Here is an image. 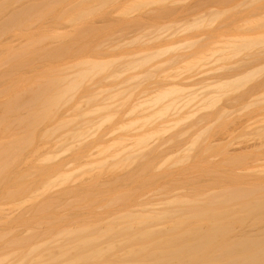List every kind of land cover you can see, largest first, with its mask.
<instances>
[{
  "label": "bare ground",
  "instance_id": "6f19581e",
  "mask_svg": "<svg viewBox=\"0 0 264 264\" xmlns=\"http://www.w3.org/2000/svg\"><path fill=\"white\" fill-rule=\"evenodd\" d=\"M17 1L24 3L13 8L12 4ZM120 1L121 5H117ZM128 1L125 4L124 0H0V36L10 33L23 39V43L17 46L6 42L0 47V264H264V156L261 157L264 155V125L253 128L255 130L251 128L252 131L248 132L253 138L258 136L256 139L260 143L263 140V145H255L262 148L261 152L257 153L260 150L251 142L244 146L248 149L251 145L253 148L250 146L249 149L253 153L249 149L244 150L246 147L231 152L227 147L231 143L225 145L227 150L216 147L221 145L214 139L215 136L220 138V133L217 134L219 130H225L221 126L224 122V126L227 125L225 116L229 112L226 113L225 107L228 105L221 106L217 111L219 115L215 116L219 118L218 122L221 120L219 124L222 123H215L220 127L215 131L217 135L211 130L212 121L217 122L212 117L216 112L210 111L211 114L206 110L219 106L217 104L224 95H232L241 88L245 91L237 90L235 93L240 92V96L234 95L232 100L236 96L239 99L251 96V99H256L249 98L251 103L263 102L262 95H255L257 90L260 93V89L253 85L264 82L263 75V80L258 75L262 82L259 81L257 72L260 69L254 65L264 61V33H253L250 29L264 28V13L258 14L261 17L256 19L252 17L257 15L253 10L255 15L251 12V20L250 14L245 13L248 1L232 5L233 9L237 5L235 10L239 15H242L241 11L249 15H244V19L247 17L248 20L243 30L252 31L236 33L233 30L235 33L232 34L231 29L242 30V27H230V30L226 27L230 23L234 27V21L237 22L239 17L231 22L233 18L226 17L230 20L227 23L222 20L224 27L219 25L218 20L211 18L215 10L212 0H192L191 3V0H184V3L180 0L178 3H183L180 6L177 0H166L173 1L172 5L178 4L174 8L183 17H193L185 23L179 19L176 22V25L181 23L178 28L173 25L168 32L163 31V24L164 28L158 26L163 29L162 32L159 33L157 27L153 29L152 34L155 31L157 34L153 38L159 40L153 39L151 43L159 45L161 42L164 46L160 44L156 48L145 43L153 50H144L145 54L106 57L108 48L103 47V15H109V19L113 17L111 21L114 22L116 18L123 24L126 21V28L131 29L132 24L136 28L140 26L141 17H149L142 19L149 23L153 17L148 13H154L156 9L158 13L157 10L155 12L163 17L168 11L171 15L170 10L173 9L167 3L172 9L166 5L167 12L163 14L164 10H161V13L158 1L165 5L164 0ZM223 1L219 0L218 5L214 3L217 14L221 12L219 14L222 15V12L225 13L222 10L229 12L228 9H231V6L226 9L218 7L221 11L217 9ZM227 1L223 5L229 4ZM109 3H116V7L107 10L112 9L114 13L110 11L107 14L103 10ZM151 3L152 8L147 6ZM206 3H210L212 8ZM154 4H158L156 9L146 11L147 16L135 12L143 7L145 10L148 7L153 9ZM202 6L207 8L202 10ZM239 6L244 9H239ZM175 9L172 14L177 19L181 18ZM197 9L199 13H195ZM115 12L124 15V20L120 15L114 16ZM134 12L140 18H135ZM126 15H130L131 19ZM240 18L238 20L244 22ZM97 20L102 21L101 25ZM165 23H168L164 24L166 27L170 25ZM174 26L180 32L183 27L182 33L185 28L207 26L210 33L215 30L218 34L219 29L222 32L227 29L231 34L224 32L222 35L226 36L220 35V39L216 35L215 41L214 33L211 35L214 40L207 31L201 33V41L194 38L198 44L211 39L215 42L209 41L215 46L203 50L202 45L207 47L208 44H199L200 52L193 51V54L189 51L198 45L194 44L195 41L193 48H190L193 45L190 39H172L169 42L179 33ZM126 28L123 26L124 30ZM148 32L140 33L145 37L147 34L152 36ZM140 33L137 36L142 39ZM151 36L144 37L142 43L148 42ZM167 38L170 39L165 43ZM173 40L178 42L173 43ZM186 45H189L188 49ZM184 46L187 54L174 52H179ZM242 51L248 53L242 56ZM172 52L175 54L170 55ZM238 54L241 58H236ZM161 56L168 58L161 62L168 61L167 64L172 65L169 66L171 70L165 72L166 78L174 75L172 78L175 79L180 77L175 75L196 70L195 74H203L208 81L202 79L205 82L203 87L189 90L187 79L184 83L166 79L168 85L165 80L163 86L149 90L150 93L146 91V96L131 103L140 85L153 74L157 75L156 72H163L158 69L153 71L152 68L164 66L165 63L155 64L154 59ZM127 57V61L121 62ZM234 57L237 60L234 61ZM227 61L230 65L226 67ZM218 65L235 73L224 68L225 76L217 75L221 72ZM259 65L262 67L263 64ZM206 66L213 71L212 66L219 68L215 67L216 75L210 74L222 78L212 80L213 76L207 74L212 70H202L209 68ZM146 67L152 69L147 71ZM241 67L249 70L244 72V69L239 70ZM236 69L242 72L236 74ZM128 71L133 74L118 79ZM255 76L260 83L255 80L250 87L253 89L245 88ZM198 77L190 80H198ZM209 77H212L210 82ZM111 80L116 82L115 86L111 85ZM262 87L264 90V83ZM200 88L208 89L201 91ZM128 105L129 109L123 112ZM187 107L188 110L185 109ZM125 114L127 118L118 122V126L106 127L119 115L122 117ZM206 115L209 117L206 118ZM203 120L207 127L199 124ZM243 121L238 124L242 122V125ZM190 124L192 127L199 124L203 130L195 126L193 129L198 132L194 133ZM177 126L185 130L181 127L176 129ZM187 127L190 129L188 136L193 134L189 136L191 140L187 137L188 142L185 141L188 144L185 143V146L183 143L185 147L177 145L175 148L174 143L176 145L186 139L179 137L187 131ZM218 127H213V132ZM172 129L174 131L169 132ZM114 130L121 132L115 135ZM168 142H172L174 148ZM214 152V155L223 154L222 158L212 161L210 155ZM254 152L256 157H252L256 161L259 158L263 160L262 165L260 160L259 166L250 157V153ZM248 163L253 167H247ZM244 168L253 170L248 172ZM240 169H243L242 172H239Z\"/></svg>",
  "mask_w": 264,
  "mask_h": 264
},
{
  "label": "rangeland",
  "instance_id": "374dc122",
  "mask_svg": "<svg viewBox=\"0 0 264 264\" xmlns=\"http://www.w3.org/2000/svg\"><path fill=\"white\" fill-rule=\"evenodd\" d=\"M170 1H171V0H170ZM174 1H176V0H174ZM178 1H180V0H177L176 2L178 3ZM186 1H187V0H185V2H186ZM196 1H197V0H196ZM210 1H211V0H210ZM210 1H209V2H210ZM212 1H214V2L212 3ZM212 1H211V4L214 5L215 8H214V7H213V8L216 10V5H215V4H217V3L219 2V0H217L216 3H215V0H212ZM225 1H227V0H225ZM225 1H223L222 3L224 4ZM228 1H229V0H228ZM228 1H227V3H229V4H227V5H223V4L220 3L221 5L217 6V9H219V8H222V9H223V7H224V9H226V8H228V7L230 8V6H231V9H232V10H231V9H228V11L230 10L229 12H227V10H226V11H225V10H222V11L225 12V13L222 12V15H220L221 12H218V14H217V12L214 10V12L212 11V12H213V15H211L212 17H211V16H208L209 18L211 17L212 19L215 18L216 20H218L217 22H219V25L221 24V26L223 25V27H224L225 22L227 23V22H228L230 19H232V18H233V19L230 20L229 22L233 21V20L236 19L237 17H239V18L241 17L240 19H244L245 16L248 15V14H250V17H251V12L254 14L253 10L255 11V13H257V15L254 14L255 16H252V17H253V18L255 17L256 19H258L259 17H261V16H259V15H261V14L263 15V13H264V0H251V1H250V0H246V1H248V3L251 2L250 4L247 3L248 6H247V5L245 6V4H246V1H245V0H244L245 2H241L242 0H239V1H238V0H232V1L230 0V2H228ZM249 1H250V2H249ZM126 2H127V0H126ZM126 2H125V0H124V3H125V4H128V3H129V1H128L127 3H126ZM164 2H166V3H164L165 5H163L161 1H158V3H160V7H158V8H160V11H161V10H162V11L164 10V11H163V14H165V13L167 12V9L165 8V6L167 5V3L171 6L172 3H173V1H172V3H171V2H169V1L164 0ZM188 2H189V1H188ZM191 2H192V0L190 1V3H191ZM194 2H195V0H194ZM239 2H241V3H245L244 5H242V4H241V5L247 7V9L245 10V13L247 12L248 14L245 15V13L243 14V12L240 10L242 15H239L240 13H239L237 10H235V9H238V8H236L237 5H236L235 9L232 8V7H233L232 5L237 4V3H239ZM23 3H24V2H21V1L18 2V1H17V3H13V4H12V7H13V8H18V7H20L21 5H23ZM155 3H157V2H155ZM170 3H171V4H170ZM183 3H184V0H183ZM183 3H182V2H181V3L179 2L178 4H179V6H180V4L182 5ZM190 3H189V4H190ZM214 3H215V4H214ZM118 4L121 5V1H120V3L117 2V5H118ZM152 4H153V3L148 4L147 6H150V7H151ZM161 4H162V5H161ZM178 4H175V5L173 4V5H174V6L172 5L173 9H172V7H169L168 5H167V8L169 7L168 9L171 8L172 10H174V9H175L174 7H175L176 5H178ZM187 4H188V3H187ZM206 4H207L206 6H210V7H211L210 3H206ZM117 5H116V3H109V4H106V5L103 7V10H106V11H107V10L110 9L111 7H116ZM157 5H158V4H157ZM157 5L154 4V5H153V6H154L153 9H150V8L148 7L149 9L146 8V10H145V8L143 7V9L145 10V12H144L143 9H142V10H140V9H139V10H136L135 12H137L138 15H141V16H147L146 14L148 13V11H150V12L152 11V12H153V10L156 9L155 6H157ZM185 5H186V4H185ZM185 5H184V6H185ZM217 5H218V4H217ZM238 5H240V3H239ZM163 6H164V7H163ZM206 6H202L201 9H202L203 7H204V8H207ZM242 6H241V7L239 6V9L243 8ZM177 7H178V6H176V8H177ZM210 7H209V8H210ZM218 7H219V8H218ZM225 7H226V8H225ZM151 8H152V7H151ZM163 8H165V9H163ZM204 8H203L202 10H205ZM211 8H212V7H211ZM10 9H11V8H10ZM243 9H244V8H243ZM156 10H157V9H156ZM156 10H155V11H156ZM172 10H170V11H171V15H170L169 11H168L167 14H165L166 16L164 15L165 18L162 16V14H160V13H159V15L157 14V13H158V10H157V13H156L155 11H154V13H148V16H150V17L152 16L153 18L155 17L154 19H157V20H154V19L152 18L151 20L149 19V23H146V22H148V21H146V22H144V21H145L147 18H149V17H147V18L144 17L145 20H142V19H144V18L141 17V20H139V21H141V22L143 21V22L145 23L144 26H143V27L141 26V25H143V22H142V24H141V22H140V26L137 27V28L135 27V25L133 26V24H132L131 29H130V27H129V28L127 27V28L129 29V31H127V28H126V26H125V24L127 23L126 21H125V24H123V23H124L123 21H119V20L116 18V22H114V21H111V20L113 19V17H112L113 15H112V14H111V15H112V16H111L112 19H111V18L109 19V17H110L109 15H108L109 17H108L107 15H103V31H104V32H103V47H107V48H108V53H107L105 56H106V57H110V56H112V55H117V56L124 55V56H128V55H131V54H137V53L140 54V53L144 52V50H145V51H148V50H149V51H152L153 48H152V50H150L151 47H149V46L152 44L151 41H153V39H154V41L159 40L158 38H156V39L153 38V35H157V34H156V31L153 32V33H155V34H152L153 29H155V28L157 27L156 29H158V30H159V33H160V32H162V30H163V29H161V27L164 26L165 29H164L163 31L167 30V32H168V31H170V30L173 29V28H171V26L173 27V25H176V24H177L176 22H179V21L182 19L180 22H181V23H185V22L188 20V18L193 17V15H192V16L190 15V17H189L188 15H186V16H187V17H186L187 19H186L185 16L183 17V14H182V13H181V15H180V14L178 13L179 11L177 12V10L175 9L176 12L179 14V16H181V18H178V19H177V17L175 18V15H173V14L175 13V11H174V13H173ZM209 10H210V9H209ZM209 10H208V11H209ZM219 10H220V9H219ZM219 10H218V11H219ZM256 10H257V12H256ZM110 11H112V9H111ZM110 11H107V14H108V12L110 13ZM146 11H147V13H146ZM160 11H159V12H160ZM162 11H161V13H162ZM165 11H166V12H165ZM199 11H201V10L199 9ZM220 11H221V10H220ZM243 11H244V10H243ZM112 12H113V11H112ZM135 12H134V13H135ZM194 12H195V11H194ZM215 12H216V13H215ZM113 13H114V12H113ZM172 13H173V14H172ZM195 13H199V12H198V9L196 10ZM208 13H210V12H208ZM214 13H215V14H214ZM219 13H220V14H219ZM238 13H239V14H238ZM260 13H261V14H260ZM149 14H151V15H149ZM193 14H194V13H193ZM211 14H212V13H211ZM236 14H238V15H236ZM258 14H259V15H258ZM117 15H118V14L115 12L114 16H117ZM119 15H120V14H119ZM119 15H118V16H119ZM134 15H136L135 18L138 17L136 13H135ZM134 15H133V16H134ZM209 15H210V14H209ZM214 15H215V16H214ZM218 15H219V16H218ZM235 15H236V16H235ZM244 15H245V16H244ZM120 16H121V19H123L122 16H124V15H120ZM129 16H130V15H128V16L126 15L127 18H128ZM159 16H160L161 18H160ZM177 16H178V15H177ZM179 16H178V17H179ZM217 16H218V17H217ZM229 16H231V17H229ZM256 16H257V17H256ZM131 17H132V14H131ZM156 17H159V19L156 18ZM167 17H168L167 21L164 20V19H166ZM169 17H171V18H169ZM216 17H217V18H216ZM226 17H229L230 19H229V18H226ZM235 17H236V18H235ZM248 17H249V15H248ZM250 17H249V19L253 20L252 17H251V18H250ZM262 17H263V16H262ZM129 18H130V17H129ZM138 18H140V17H138ZM239 18L236 19L237 22H239V23H238V26H239L240 23H243V24H241L239 27L237 26V22H235V21H234V23H236V24H235L234 27H233L234 24L232 25L231 23H230L231 25L229 24L230 26H229V25H227V27L225 26L227 29L230 28V27H231V28H235V27H236V28H240V27H242V30H239V29H238L239 31H238L237 29H231V30L228 29V30H230V32H231L232 34L235 33V32L233 33V30L236 31V33H237V32H238V33H239V32H244V33L252 32V31H250V30H253V33H255L254 31H256V33H257V32H258V33H261V32L264 33V28L259 29V28L262 27V26H259V28H258L257 30H256V29H255V30H254V29H250V30L248 29V31H246V30L244 31V30H243V28H244V26H245L244 23H245L246 20H248V19H247V17H246V19L243 20L244 22H240V20H238ZM130 19H131V18H130ZM132 19H133V18H132ZM162 19H163V20H162ZM175 19H177V20H175ZM179 19H180V20H179ZM185 19H186V20H185ZM207 19H208V18H207ZM215 19H214V21H216ZM224 19H225V22L223 21V24H222V20H224ZM226 19H227V21H226ZM123 20H124V19H123ZM137 20H138V19H136V22L139 23V21H137ZM153 20H154V21H153ZM178 20H179V21H178ZM209 20H211V19H209ZM97 21H98L97 23H99V25H101L100 23H101L102 21H101V20H97ZM113 22H114V23H113ZM117 22H118V23H121V22H122V24H123V26H124V29L126 28V30L123 29V26H121L122 24H121V25H120V24L118 25ZM129 22H130V21H129ZM136 22H134V23L137 24ZM165 22H169V24H170V25H167V27L169 26L168 29H166L167 27H166V25H164V24H168V23H165ZM173 22H174L175 24H172ZM217 22H215V23H217ZM220 22H221V23H220ZM181 23H179V24H181ZM207 23L209 24L210 22H207ZM153 24H154V25H153ZM156 24H157V25H156ZM162 24H163V25H162ZM171 24H172V25H171ZM179 24H178V25H179ZM210 24H211V23H210ZM161 25H162V26H161ZM178 25H176L177 28H178ZM213 25H214V24H211V26H213ZM215 25H217V24H215ZM219 25H217V26H213V27H219ZM136 26H138V25H136ZM151 26H152V27H151ZM158 26H161V27L158 28ZM204 26H205V25H204ZM204 26H201V27H203V28H198V29H195V28L192 29V28H191L192 30L189 28L190 31H189V29L187 30V28L184 27V28L187 30V32H186V30H184L185 32H183V33H182L183 27L181 28V32H180V29H177V28H175V26H174V29H177V30L179 31V33H181V34H179L178 31H174V32H177L178 35H177V36H174L175 38H173V37L171 38V37H170L171 40H169V42L172 41V39H176V40H178V41H184V40L186 41V40H189V39H190L191 42H192V44H193L194 41H195L194 44H196V43L198 44V42L202 40V39L200 40V38H202V36H200L201 33L206 32V31L208 30L207 28L209 27V25H208V27H207V26L204 27ZM228 26H229V27H228ZM133 27L136 28V31H134L135 29H133ZM164 27H162V28H164ZM199 27H200V26H199ZM213 27H212V28H213ZM223 27H220V28H222V29H226V28H223ZM139 28H140V29H139ZM169 28H170V30H169ZM196 28H197V27H196ZM132 29H133V30H132ZM150 29H152L151 32H150ZM160 29H161V30H160ZM209 29H211V28L209 27ZM214 29H216V28H214ZM214 29H213V30H214ZM217 29H218V28H217ZM227 29H226V31L224 30V32L227 33L228 35L231 34L230 32L228 33V30H227ZM240 29H241V28H240ZM244 29H246V28H244ZM130 30H131V32H130ZM147 30L152 34V36H151V35H148V34H147L146 36H147L148 38L151 36L152 39L150 38V40H149L150 42L148 41V42H144V43H142V39L145 37L144 34H145L146 32H148ZM158 30H157V31H158ZM219 30L221 31V32L219 31V33H221V34H219L217 31H216V32H217L218 34H215V30L213 31V33H214L215 35H214L213 33L208 32L209 30L207 31V33H210V36H211V35H214V37H215L216 35H218V36H217L218 38L215 37V41H217V39H220L219 36L222 35V33H224V32H222L223 30H221V29H219ZM140 32H142V33H144V34L142 35ZM149 32H148V33H149ZM172 32H173V31H172ZM138 33H140V34L143 36L142 39H140L141 37H138V36H137ZM170 33H171V32H170ZM138 35H139V34H138ZM198 35H199V37H198ZM223 35H225V34H223ZM223 35H222V36H223ZM139 36H140V35H139ZM225 36H226V35H225ZM137 37H138V38H137ZM147 37H145V38H147ZM155 37H156V36H155ZM170 38H167L166 41H165V39H164V40L162 39V40L165 41V43H167L168 39H170ZM194 38H196V39L199 38V40L197 39L198 42H196V39H194ZM210 38H212V39L214 40L213 36H211ZM216 38H217V39H216ZM221 38H223V37H221ZM138 39L141 40L140 43L138 42ZM206 39H207V38H206ZM22 40H23V39L20 38V37H18V36H14V35H12V34H10V33H6V34H3V35L0 36V47H3V46H4L3 44H4V43L6 44V42L12 44L13 46H17V45H19L20 43H23ZM147 40H148V39H147ZM147 40H144V41H147ZM176 40H173V43L178 42V41H176ZM203 40H205V39H203ZM209 40H211V39H208V42H207V40H205L206 42L204 41V42L202 43V44H205V43H206V45L208 44L209 46L207 45V47H206L205 45H202L201 43H199L200 45L204 46V47H201V49H203V50H205L204 48H206V49H210V48H209L210 46H211V49L214 48L215 44H213V43H214L215 41L211 40V41L213 42V43H211V41H209ZM160 41H161V40H160ZM160 41H157V42L159 43ZM163 41H162V42H163ZM191 42H189L188 44H190ZM145 43H150V45H149V44H145ZM173 43L171 42V44H173ZM209 43H211V44H209ZM1 44H2L3 46H1ZM160 44H161L162 46H164L163 43L160 42ZM160 44H159V45H158V44H156V45H153V44H152V46H156V48H158V47H160ZM168 44H169V43H168ZM168 44H166V45H168ZM194 44H193V45H190V48L195 47ZM199 44L195 47V49L197 48L196 50L193 48L194 50L191 49V51H189V52H192V53H193V51H196L197 53H199L200 50H201V49H199V48H200V45H199ZM212 44H213V45H212ZM157 45H158V47H157ZM186 46H187V49H188V46H189V45H186ZM186 46H184L183 49L178 50L179 52H177V51H174V52H176V53H184V54H187V49L185 48ZM258 46H263V45H258ZM148 47H149V48H148ZM198 47H199V48H198ZM147 48H148V49H147ZM156 48H154V49H156ZM263 48H264V47H263ZM146 49H147V50H146ZM182 50H183V51L186 50V52H180V51H182ZM189 50H190V49H189ZM149 51H148V52H149ZM174 52H172L170 55H172ZM196 52H195V53H196ZM246 52L248 53V51H246ZM244 53H245V52L242 51V53H241L242 56H244L245 54H247V53H245V54H244ZM142 54H145V52L142 53ZM174 54H175V53H174ZM174 54H173V55H174ZM188 54H191V53H188ZM193 54H194V53H193ZM193 54H191V55H193ZM241 54L236 55V58L239 57ZM166 55H168V54H166ZM263 56H264V55H263ZM263 56H262L261 58H263ZM169 57H171V56H169ZM166 58H167V56H164V57L161 56V57H158V58L154 59V60H156V61H155V64H159V63H156V62H160V64L165 63V62H161V61H163V60L165 61ZM240 58H241V56H240ZM240 58H239V59H240ZM259 58H260V57H259ZM128 59H129V57H127V58H123V59H121V62L127 61ZM234 59H235V57L233 58V60H234ZM154 60H153V61H154ZM166 60H168V58H167ZM235 60H237V59H235ZM235 60H234V61H235ZM172 61H174V60H172ZM177 61H178V60H175V62H177ZM180 61H181V60H180ZM229 61H230V60H229ZM259 61H260V59H259ZM151 62H152V61H151ZM167 62H168V61H166V63H165L164 66H162V67H157V68H156V67L152 66L153 71H154V69H155V70L158 69L159 71H162V70H163V72H162V73L159 72L160 75H158L159 73L156 72L157 75L153 74V75H155V76L152 75V77H149V78H148L149 80H146V81L143 83V85H140V87L137 88V89L135 90V95H134L133 98L131 99V103L134 102V101H136V100H138V99H139L140 97H142V96H146V91L150 93L149 90H154L156 87L162 85V83H164L166 79H167V80H169V79L172 80V79H173L172 77H173L174 75H171L172 77H170V75H168V76H169L168 78H166L167 76H165V74H166L165 72H169V71L171 70V68H170L169 66H172L171 64L168 65ZM223 62H224V60H223ZM230 62H231V61H230ZM230 62H229V63H230ZM255 62H256V61H255ZM177 63H178V62H177ZM220 63H222V62H220ZM227 63H228V61H227ZM227 63H226V67H227V65H228V66L230 65L229 63H228V64H227ZM256 63H257V62H256ZM256 63H255V64L252 63V65L254 64L255 67L258 68V70L260 69L261 72L257 70V71H258V72H257V73H258V74H257V77H258V75H260V76H261V79H262V75H263V77H264V68H263V66H264V61H263V63H262V61L259 62V64H263L262 67H261L258 63H257L258 65H257ZM179 64H182V63H179ZM222 64H223V63H222ZM252 65L250 66V68L252 67ZM254 65H253V66H254ZM256 65H257V66H256ZM149 66H150V65H149ZM259 66H260V68H259ZM206 67L208 68L209 66H206ZM212 67H214V69H215L214 71L212 70L213 68L211 69L210 67H209L210 69L208 68V69L205 70V69L203 68L202 70H203V71H208V70L210 71V70H212V72H211V71H210L209 73L207 72V74H208L209 76H211L213 73H214V74L216 73V68H217V67H220V66L218 65L217 67H216V66H212ZM215 67H216V68H215ZM226 67H225V66H224L223 68L220 67L221 72H220V70H217V72H220V73H218L217 75H221L222 77H224L225 75H223V74H224V72H225V69H226V70H227V69L230 70L229 68H226ZM247 67H248V66H247ZM150 68H151V67H149V68L146 67L147 71H148V69H150ZM152 68H151V69H152ZM224 68H225V69H224ZM257 68H256V69H257ZM261 68H263V69H261ZM217 69H219V68H217ZM222 69H223V70H222ZM238 69H239V68H238ZM243 69H244V68H243ZM243 69H242V67H241V69H239V70H243ZM247 69H248V68H247ZM247 69H244V72L247 71ZM158 70H157V71H158ZM228 70H227V71H228ZM236 70H237V69H236ZM248 70H249V69H248ZM150 71H152V70H150ZM195 71H196V70H195ZM195 71L193 70V73H192L191 71H187V72L185 71L184 74H181V75H175V76H180V77H181L182 75H183V76H182L181 78H180V77H178V78L176 77L177 79L174 77L175 79H173L172 82L175 83V81H176V83H177V82H181V81H182V83H184V82H183V81H185L184 79H187L186 82L188 81L187 84H188V86H190V87H189V88H190L189 90H194V89H196V88L198 89V88L201 87V86L203 87V86H204V83L208 81V80H207V79H208V78H207L208 76H207V74H205L206 72H204V75L207 76V77H206L207 79H205V76H203V74H198V73H197V74H198V75H197V74H195ZM230 71H231V70H230ZM133 72H134V71H133ZM231 72H232V71H231ZM237 72H238V70L236 71V74H237ZM240 72H242V71H239L238 73H240ZM259 72H260V73H259ZM153 73H155V72H153ZM210 73H212V74H210ZM233 73H235L234 70H233L232 74H233ZM132 74H133L132 72L128 71L125 75H123L122 77H120V78H118V79H125V78H127V76L132 75ZM168 74H169V73H168ZM190 74H191V75H190ZM194 74H195L196 76H195ZM225 74H226V73H225ZM227 74H229V72H227ZM227 74H226V75H227ZM166 75H167V74H166ZM199 75H202V77L199 76ZM215 75H216V74H215ZM186 76H187V78H186ZM193 76H194V77H193ZM198 76H199V77H198ZM212 76H213V75H212ZM221 76H217V77H221ZM260 76H259V77H260ZM195 77H198V78H197L198 80L195 79V81H194V80L191 81V80H192L191 78H195ZM215 77H216V76H215ZM215 77H214V76H213V78H212V77H209V78H210L209 82L212 81L213 79H217V77H216V78H215ZM222 77H221V78H222ZM255 77H256V76H255ZM255 77H254V79L250 80L251 82L248 81V83H246L245 88L253 89V88H250V87L253 85L254 81H255V80L257 81L258 78H259V77H258V78L256 77L257 79H255ZM211 78H212V80H211ZM138 79H142V78H138ZM178 79H179V80H178ZM180 79H182V80H180ZM190 79H191V80H190ZM202 79H203V80L205 79L206 81L204 80V81H205V82H204ZM261 79L259 78V81H260V82H262V80H263L264 78H263L262 80H261ZM167 80H166V83H167ZM174 80H175V81H174ZM177 80H178V81H177ZM189 81H190V82H189ZM196 81H197V83L199 82V83H201L202 85H201V84H197V83H195ZM259 81H257V82H259ZM168 82H171V81H168ZM202 82H203V83H202ZM260 82H259V83H260ZM110 83H111L112 86H115V85H116V82H113L112 80L110 81ZM182 83H180V84H182ZM193 83L196 84V85H194ZM263 83H264V82H263ZM263 83H260V84L263 85ZM168 84H169V83H167V85H168ZM170 84H171V83H170ZM187 84H185V86H186ZM191 84H192V85H191ZM257 84H258V83H257ZM164 85H165V84H164ZM247 85H248L249 87H246ZM262 85H259V84H258V86H257V85L254 86V85H253V87H255V88L261 90V89L263 88ZM162 86H163V85H162ZM260 86H261V88H260ZM243 87H244V86H243ZM258 87H259V88H258ZM187 88H188V87H187ZM193 88H194V89H193ZM200 89H201V91H202V90H207L208 88H204V89H203V88H200ZM200 89H199V91H200ZM239 89H240V88H239ZM241 89H242V88H241ZM241 89H240V90L237 89V90H238V91H242ZM243 89H244V88H243ZM257 89H256V90H257ZM237 90L234 91L233 94H232L233 91H231L230 93H231L232 95H229V94H228V96H227V95H224V96L221 98L222 100H220V101L218 102L219 104H217V105H219V106L212 107V108H207V109L205 108V109H206L207 111H209V112H210V111H213V112L215 111V112H216V113H215L216 115H214V114L212 115V117L214 116L213 120H215V119H216L215 116L219 115V114H217V111L219 112V110H220L219 108H220L221 106H225V105L227 106V105H228V107H225V109H227V110H226V113H227V111L229 112V115H228V113H227V115L225 116V118H226L225 120H227V125L224 126V125H225V122H224V123H223L224 125L221 126V128H222V127H225V130H226V128H227L228 130H227L226 133L224 134L223 131H225V130L222 128V129H223L222 132H221V130H219V132H218L217 134H219V133H220V134L223 133V135L221 134V136H220V134H219V137H220V138H218V136H217L218 139H216V138H215L216 136H215L214 139H215V142H216V140H217V144H218V145H221V146H216V147H225V148H226V146H227L229 143H231V145L229 144L230 146H229V145L227 146V147H229V150L226 148L228 151L231 150V152L233 151V149H234V150H240V149L243 150V149L247 146V142H249V143L251 142L250 144H251L252 146L254 145L253 147H255V145L257 146V144L259 145L260 141L257 140V139H258V138H257L258 136H255L257 139H256V138H253L254 136L250 134L251 132H250V133H248V132L250 131L251 128L253 129V128H255V127L257 128V127H259V126H261V125H264V108H261V106L264 107V105H261V104L264 102V100H262V101H263L262 103L260 102V103H255V104H253L255 101H254L253 103L250 102L251 100H256V99H254V97L251 99V98H250L251 96H250V97H247V98H244V97L242 96L243 98H240V99L238 98V96H236V99L233 98L234 100H232V96H234V95H239V94H240V92L235 93V92H237ZM246 90H247V89H246ZM260 90H259L260 93H258V90H257V93H255V95H256V94H258V95H262V98H264V90H263V89H262L261 91H260ZM243 91H245V89H244ZM243 91H242V92H243ZM250 91H252V90H250ZM246 93H247V92H246ZM246 93H245V95H246ZM249 93H250V92H249ZM251 93H252V92H251ZM241 94H242V93H241ZM253 94H254V92H253ZM253 94H252V96H254ZM243 95H244V94H243ZM248 95H249V94H248ZM258 95H256V96H258ZM239 96H240V95H239ZM234 97H235V96H234ZM249 98H250L251 100H250ZM255 98H257V97H255ZM230 99H231L232 101H231ZM257 99H258V98H257ZM249 102L251 103V105H250ZM131 103H130V104H131ZM248 103H249V105H248V107H247V104H248ZM257 104H258V105H257ZM263 104H264V103H263ZM260 105H261V106H260ZM129 107H130V105H128V106L124 109L123 112H126V111L129 109ZM222 108H223V107H222ZM222 108H221V109H222ZM185 109L188 110L189 107H187V108H185ZM185 109H184V110H185ZM218 109H219V110H218ZM225 109L223 108L222 110H225ZM184 110H183V111H184ZM187 110H186V111H187ZM203 110H204V108H203ZM203 110L201 109L202 113H203ZM206 110H204V111H206ZM201 111L198 110V114H200ZM210 113H211V112H210ZM210 113H206V114H207V115H210ZM198 114H197V115H198ZM204 114H205V112H204ZM211 114H212V113H211ZM207 115H206V116H207ZM199 116H200V115H199ZM210 116H211V115H210ZM208 117H209V116H207L206 118H208ZM126 118H127V114L123 115L122 117H121V115H119L118 118H117V119H116L111 125L108 124L106 127H110V128L116 127V126H118V122L123 121V120H125ZM171 118H172V117H171ZM175 118H177V117H175ZM217 118H218V117H217ZM243 118H244V119H243ZM192 119H193V118H192ZM192 119H190V120H192ZM195 119H196V117H195ZM195 119H194V120H195ZM209 119H212V118L210 117ZM218 119H219V118H218ZM218 119H216L217 122H216V121H215V122L212 121V124H211V125H212V127H211L212 129H211V130H212V133H213V134L215 133L214 135H217V134H216L217 129H220V127H218V125L222 124V123L219 124V122H220L221 120L218 122ZM239 119H241V120H239ZM242 119H243V120L247 119V121L249 120L250 122L247 123V121L245 120V121H246V124H245V122H244ZM232 120H233V123L231 122ZM235 120L237 121V124H236V123L234 124V122H236ZM238 120H239V121H243V124L241 125L242 122L238 124V122H239ZM187 121H189V119H188ZM187 121H186V123H187ZM192 121H193V120H192ZM192 121H191V122H192ZM205 121H206V119H205ZM209 121H211V120H209ZM206 122H207V121H206ZM213 122H214V123H213ZM230 122H231L232 124H231ZM186 123H184V126H185ZM207 123H209V122H207ZM207 123H204V120H203V121L200 122L199 124H200V125L202 124L203 126L205 125V126L207 127V125H206ZM215 123L218 124V125H216ZM249 123H251V124L249 125ZM199 124H198V125H199ZM190 125H191V124H190ZM198 125L196 126V124H195V126L197 127V129H198V128H201L200 125H199V127H198ZM202 125H201V126H202ZM208 125H209V127H210V124H208ZM213 125H215V126H213ZM228 125H229V126H228ZM193 126H194V125H193ZM195 126L192 127V125H191L190 127H192V129H193V128H195ZM203 126H202V127H203ZM205 126H204V127H205ZM178 127H181V129L184 128V127H182V126H177L176 129H179ZM188 127H189V126H188ZM188 127H187V129H186L187 131H183V130H181V131H183L182 134H181L182 136H181V135H180V137L178 136L180 139H181L182 137H183V139L186 138V139H184V141L187 140L188 138H189V140H191L190 137L193 135V134H192V135H189L190 137L188 136V134H190V133H189V132H190V131H189L190 129L188 130ZM204 127H203V128H204ZM213 127H218V128H215V130H214V132H213V129H214ZM174 129H175V128H174ZM174 129H172V130L169 131V132L174 131ZM197 129H193V130H194L193 132H194V133L198 132ZM201 129H202V128H201ZM201 129H200V130H201ZM252 129H251V131H252ZM184 130H185V128H184ZM202 130H203V129H202ZM253 130H255V129H253ZM114 131H115V132H113V133H114L115 135H117V134H119V133L121 132V130H117V131L114 130ZM188 131H189V132H188ZM195 131H196V132H195ZM215 131H216V132H215ZM169 132H167L168 135H169ZM186 132H188L187 135H186ZM193 132H192V130H191V133H193ZM183 133H185V135H183ZM212 133H210V134L213 135ZM165 134H166V133H165ZM167 134H166V135H167ZM249 134H250V135H249ZM252 134H254V131L252 132ZM211 135H210V136H211ZM184 136H185V137H184ZM187 137H188V138H187ZM208 137H209V136H208ZM208 137L206 136V138H208ZM179 138H178V139H179ZM209 138H210L209 140H211L212 136L209 137ZM259 138H260V137H259ZM261 140H262V139H261ZM263 140H264V139H263ZM263 140H262L261 143H260L261 145H263V144H262V143H263ZM174 141H176V140H174ZM174 141H173V142H174ZM181 141H182V140H181ZM181 141H180V142L178 141V142L181 143ZM184 141H182V144H178V142H177L176 145H175V143L173 144L172 142L169 143V142H170V141H169L168 144L171 145V147H173V146L175 147V146H177V145H183V143H184V145H185L186 141H185V142H184ZM256 141H257L258 143H255ZM187 142H188V140H187ZM206 142H207V141H206ZM211 142L214 143V140H212ZM211 142H210V144H211ZM252 142H253V144H252ZM207 143H209V142H207ZM213 143H212L211 145H214V144H215V143H214V144H213ZM245 143H246V146H244ZM172 144H173V146H172ZM186 144H188V143H186ZM47 145H49V144H46V146H47ZM165 145H167V143H166ZM184 145H183V146H184ZM222 145H223V146H222ZM225 145H226V146H225ZM241 145H242L243 147H242ZM251 145H248V149H249V147H250ZM261 145H260V146H261ZM183 146H182V147H183ZM185 146H186V145H185ZM185 146H184V147H185ZM237 146H238V147H237ZM239 146H240V147H239ZM252 146H251V147H252ZM167 147H168V145H167ZM174 147H173V148H174ZM178 147H179V146H178ZM241 147H242V148H241ZM253 147H252V148H253ZM261 147H262V146H261ZM175 148H177V147H175ZM179 148H180V147H179ZM238 148H240V149H238ZM252 148H251V150H252ZM255 148H257V150L259 149L258 147H255ZM248 149H247V147H246V149H244V150H248ZM260 149H262V148H260ZM260 149H259V150H260ZM171 150H172V149H171ZM242 150H241V152H242ZM254 150H256V149H253V151H254ZM262 150L264 151V149H262ZM173 151H174V149H173ZM248 151H250V149H249ZM248 151H247V155H249V154H248ZM236 152H237V151H236ZM238 152H240V151H238ZM243 152H244V151H243ZM245 152H246V151H245ZM250 152H252V151H250ZM259 152H261V150H260V151H257V153H259ZM252 153H253V152H252ZM255 153H256V152H254V154H251V153H250V155H251L250 157L253 158V160H255V157H256V156H255V155H256ZM214 154H215V152H214V153H211V155H210V159H212V161H213L214 159H215V160H219V159H221L222 156H223V154H222V156H221L220 154H217V153H216V155H214ZM229 154H230V153H229ZM233 154H234V153H233ZM235 154H236V153H235ZM243 154H244V153H241V155H243ZM237 155H238V154H237ZM237 155H236V156H237ZM244 155H246V153H245ZM244 155H243V156H244ZM247 155H246V156H247ZM252 155L255 156V157H252ZM213 156H214V157H213ZM231 156H235V155H231ZM238 156L240 157V155H238ZM243 156H242V157H243ZM246 156H244V157H246ZM263 156H264V155H261L262 158H263ZM257 157H258V156H257ZM251 158H250V159H251ZM247 159H249V158H247ZM250 159H249V160H250ZM259 160H260V158H259ZM259 160H257V161L255 160L254 162H256V164L260 166V164L262 165L261 161H263L264 159H263V160H260V161H259ZM258 161L260 162V164L258 163ZM248 162H249V161H248ZM251 162H252V160H251ZM251 162H249V163H251ZM254 162H253V165H255ZM263 162H264V161H263ZM249 163H248V166H247V167H253V165H249ZM257 165H256V166H257ZM256 166H255V168H256ZM244 169H245V171H248L249 169H250V171L253 170L252 168H249V169L244 168ZM240 170H241V169H240ZM242 170H243V169H242ZM242 170L239 171V172H242ZM248 172H249V171H248ZM243 173H244V172H243Z\"/></svg>",
  "mask_w": 264,
  "mask_h": 264
}]
</instances>
